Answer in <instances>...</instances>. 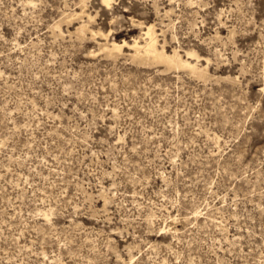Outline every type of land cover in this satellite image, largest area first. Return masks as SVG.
Segmentation results:
<instances>
[{"label":"rangeland","instance_id":"rangeland-1","mask_svg":"<svg viewBox=\"0 0 264 264\" xmlns=\"http://www.w3.org/2000/svg\"><path fill=\"white\" fill-rule=\"evenodd\" d=\"M0 264H264V0H0Z\"/></svg>","mask_w":264,"mask_h":264},{"label":"bare ground","instance_id":"bare-ground-1","mask_svg":"<svg viewBox=\"0 0 264 264\" xmlns=\"http://www.w3.org/2000/svg\"><path fill=\"white\" fill-rule=\"evenodd\" d=\"M102 2L105 4V6H108L111 0H102ZM143 35L145 36V38L142 44H140L137 41V39L134 40L132 44H127L126 42L123 41L121 44L112 43V49L119 51L121 50L122 47H127L128 45L129 49L133 50V53L135 52L136 56L134 57V59L138 58L137 60H140L142 58H149L154 62L156 61V63L157 62L160 64L163 63L165 64V66L167 65L170 68L171 67L176 69L181 68L184 70L187 69L191 72L192 75L194 74V76L197 75L198 77L205 78V74H207L205 73V68L203 67L199 68L197 63H192L189 60L193 58L197 60L198 56L196 55L197 53L195 54L194 50L193 52H189V51L185 52L186 58H182L181 55H179L178 51L174 49L172 51V54L169 55L164 52L163 46L160 49L157 47V38L152 26H147ZM139 53L140 54L142 53L141 57H138Z\"/></svg>","mask_w":264,"mask_h":264}]
</instances>
